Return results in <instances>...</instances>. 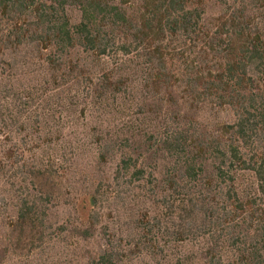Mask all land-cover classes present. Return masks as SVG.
I'll use <instances>...</instances> for the list:
<instances>
[{
    "label": "trees",
    "instance_id": "1",
    "mask_svg": "<svg viewBox=\"0 0 264 264\" xmlns=\"http://www.w3.org/2000/svg\"><path fill=\"white\" fill-rule=\"evenodd\" d=\"M36 65L47 81L39 91ZM17 75L18 112L5 103ZM49 92L65 109L93 112L119 100L124 129L96 121L100 161L119 155L111 186L156 182L146 194L156 213L137 217L128 246L101 183L81 203L66 201L70 245H95L81 264L173 251L183 252L175 264H264V0H0V135L19 126L42 136L29 110ZM13 155L0 148V162ZM54 167L42 159L23 166L29 194L9 226L14 252L50 242L66 198Z\"/></svg>",
    "mask_w": 264,
    "mask_h": 264
},
{
    "label": "rangeland",
    "instance_id": "2",
    "mask_svg": "<svg viewBox=\"0 0 264 264\" xmlns=\"http://www.w3.org/2000/svg\"><path fill=\"white\" fill-rule=\"evenodd\" d=\"M216 13L217 11L211 9L210 6L209 16L216 15ZM37 66H32L31 70L38 81L42 80V82H34L35 90L39 91L40 85L47 83V81H45V72L41 69L37 70ZM1 73L3 72L1 71ZM20 74L23 75L22 71H20ZM4 75H6L5 72ZM21 79L18 75L12 77L10 92L5 97L6 105L10 108L11 106L16 107V112L21 109V104L24 103L19 94V91L24 90V82ZM36 96L37 102L29 111H31L34 123L43 126L44 134L36 137L35 140L22 133L25 128L14 126L7 131V134L0 135V148H3L5 152L11 149L14 153L12 160L3 156L0 162L2 165L0 171L1 264H81L80 261L84 256V252L92 249L95 245L93 243H91V247L86 243L70 245L69 234L62 230L63 225H68L70 228L67 223V216L72 207L69 208L66 201L68 203L73 201L81 203L93 191L92 186L97 187L100 183L103 187L101 192L108 191L106 196H113L112 198H114L112 209L115 219L113 222L111 221V225L122 234L123 245L128 246V240L130 243L135 242L137 240L135 235L139 231V224L136 222L137 217L146 212H149L150 215L156 213L150 203V198L146 195L152 196V187L156 185V182L153 181V185L151 182L145 183L146 188L139 186L140 184H136V186H133L134 184L127 185L126 182L122 181V187L120 188L111 186L119 155L115 156L116 158L111 156L106 161L102 159L100 161L96 130L101 131V129L96 127V121H107L109 127L115 126V129L118 130L122 126L118 116V114H121V107H118L119 100L114 101L111 99L109 107L105 109L98 108L92 112L84 108L81 110H76L75 107L73 109L60 108L61 101L54 92H49L46 98H40L41 95ZM128 98L124 99V103H127ZM121 102L123 101L121 100ZM131 117L134 121L138 120L140 117L139 111L132 110ZM152 117L149 121L155 119V116L152 115ZM220 119L225 120L223 116ZM152 125L153 123H150L148 129ZM122 129L124 127L118 131ZM35 159H42L46 162L51 161L55 164L54 170L56 171L58 185L61 193H64L66 198H62L61 205L54 209L55 213L56 211L59 213V222H56L54 228L48 231L51 234L50 242L42 248L20 254L14 252L9 245L8 230L10 223L16 216L20 201L29 194L25 187L27 181L23 166L25 162L32 163ZM108 185L110 188H108ZM108 203L105 204L107 209L110 206ZM49 207L52 209L53 206ZM88 212L82 210L80 217L83 223L87 220ZM205 234H207L206 231H201L192 238L198 243ZM127 235L129 238H127ZM99 237L100 239L103 238L104 234L101 232ZM197 248L195 246V249ZM180 253L183 252L173 251L168 254L169 256L167 255L163 259L157 258L156 260H153L151 256L145 257V255L144 258H141L142 256L136 253L132 264H175V259L180 256ZM196 259V253H194L190 261L196 262ZM84 264L93 263L86 260Z\"/></svg>",
    "mask_w": 264,
    "mask_h": 264
}]
</instances>
